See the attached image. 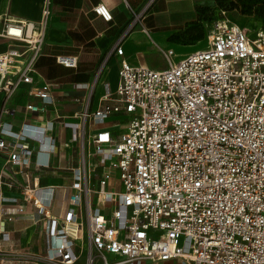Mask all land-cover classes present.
Segmentation results:
<instances>
[{
	"label": "built area",
	"instance_id": "2783aa9c",
	"mask_svg": "<svg viewBox=\"0 0 264 264\" xmlns=\"http://www.w3.org/2000/svg\"><path fill=\"white\" fill-rule=\"evenodd\" d=\"M153 2L135 13L130 30ZM93 12L113 20L104 5ZM222 14L206 24L207 49L178 62L167 50L164 70L123 61L116 90L105 82L95 109L98 78L76 86L88 92L79 114L18 130L6 104L21 86H32L29 94L41 101L28 102L27 113L56 104V84L36 68L50 0L40 20L5 23L1 36L11 44L0 54V187L22 199L0 191V264H264V30L252 35ZM114 51L124 55L120 41ZM56 62L78 66L72 56ZM56 127L71 130L65 148L76 149L54 168L67 185L42 186L31 173L53 170ZM27 205L36 216L28 218ZM25 217L44 237L41 254L5 248L13 241L8 225Z\"/></svg>",
	"mask_w": 264,
	"mask_h": 264
},
{
	"label": "crops",
	"instance_id": "0c3cea01",
	"mask_svg": "<svg viewBox=\"0 0 264 264\" xmlns=\"http://www.w3.org/2000/svg\"><path fill=\"white\" fill-rule=\"evenodd\" d=\"M150 0H50L51 16L48 21L46 43L43 47V55L37 64L38 74L47 81V78L38 71L39 66L49 65L60 70H79L82 64L88 63L93 74L91 81H79L75 84L65 82L62 85L52 82L56 74H48V82L56 84L52 90L55 106H49L44 114L27 113L24 109L28 102L41 104V101L32 97L29 92L32 86L23 85L17 94L6 104L16 113L8 119L18 130L23 123L41 126L46 122L55 120L57 115L65 119L79 114L85 106L88 92L86 89H77V85L91 86L98 78L91 104L95 109L98 99L104 94V84L109 82L113 91L118 85V72L123 61L131 65L148 66L145 50L151 47H159L161 51L176 50L182 47L183 41L176 39L179 31L186 29L190 24L197 23L201 6L208 0H154L148 11L141 16L133 29H129L134 23L135 13L139 15ZM47 0H0V54L6 52L11 42L2 37L7 21L36 22L41 19ZM106 6L112 16L111 22L104 21L93 12L97 5ZM153 8L151 11L150 9ZM203 22V30L206 35V24ZM149 31L147 35L145 31ZM136 33L142 34L143 42L139 48L128 49L126 42L131 41ZM124 50L120 56L114 47L119 43ZM150 41L152 43H150ZM137 52H139L137 54ZM163 53V52H162ZM58 56L77 57L78 66L75 69L65 68L56 62ZM106 63V64H105ZM104 66V67H103ZM117 69L118 81L114 84L106 69ZM102 72L98 76L99 71ZM58 72V71H57ZM98 76V77H97ZM101 84V92L96 94L98 85ZM79 99V101H78ZM4 104V94L0 95V111ZM56 139L55 152L52 155L53 170L32 171V177H38V183L46 185H67L63 178L65 172L56 170V167H65L67 160L75 153L76 145L65 148V143L71 137V130L56 127L49 133ZM6 156L0 152V172L5 166ZM9 173V171H8ZM1 193L6 197L22 199L18 190H8L5 186L0 187ZM63 190L57 191V201L60 203ZM28 218L36 216L32 206L27 205ZM26 218V219H25ZM21 221L8 225L12 232L13 241L8 246L19 250H28L35 253H43L45 250L44 237L39 227L31 225L27 217Z\"/></svg>",
	"mask_w": 264,
	"mask_h": 264
},
{
	"label": "rangeland",
	"instance_id": "374dc122",
	"mask_svg": "<svg viewBox=\"0 0 264 264\" xmlns=\"http://www.w3.org/2000/svg\"><path fill=\"white\" fill-rule=\"evenodd\" d=\"M152 9L153 8H151L150 11ZM223 12H226L227 17L249 33H252V35H254L256 31L264 30V0H208L206 4L201 6L198 23L203 27V22H212L222 18ZM142 37V34L136 33L132 36L131 41L126 42L127 48H139L144 40ZM150 43L152 42L150 41ZM181 46L182 47H178L174 51L175 56L172 59L173 62H178L196 51L207 49L209 44L205 36L204 39L196 43H190L188 45L182 44ZM166 51L167 50L161 51L159 47H151L150 45L144 52L148 61V67L156 70L166 69L168 67V63L164 57V52ZM138 53L139 52H137V54ZM38 71L47 78V81H49L48 78H50L48 74L55 73L56 75L51 77L52 82H56L60 85L65 82H69L70 84H75L79 81L89 82L93 74L97 73L91 70V66L88 63L82 64L79 70H64L62 68L58 70L54 69L53 66L43 65L38 67ZM106 74L109 75L114 84L118 81L117 69L115 67L111 68V70H109L108 67L106 69ZM100 92L101 84L98 85L96 94ZM122 122H124V120H122ZM173 264L178 263L175 262Z\"/></svg>",
	"mask_w": 264,
	"mask_h": 264
},
{
	"label": "trees",
	"instance_id": "16d2710c",
	"mask_svg": "<svg viewBox=\"0 0 264 264\" xmlns=\"http://www.w3.org/2000/svg\"><path fill=\"white\" fill-rule=\"evenodd\" d=\"M205 36L206 35L203 27L197 22L190 24L186 27V29L179 31V33L176 34L175 38L181 39V41H183V44L188 45L190 43H196L204 39Z\"/></svg>",
	"mask_w": 264,
	"mask_h": 264
}]
</instances>
